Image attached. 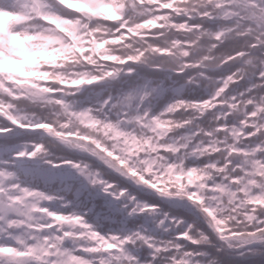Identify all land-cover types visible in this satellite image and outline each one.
Listing matches in <instances>:
<instances>
[{
	"label": "clouds",
	"instance_id": "9594fccd",
	"mask_svg": "<svg viewBox=\"0 0 264 264\" xmlns=\"http://www.w3.org/2000/svg\"><path fill=\"white\" fill-rule=\"evenodd\" d=\"M0 264H264V0H0Z\"/></svg>",
	"mask_w": 264,
	"mask_h": 264
}]
</instances>
